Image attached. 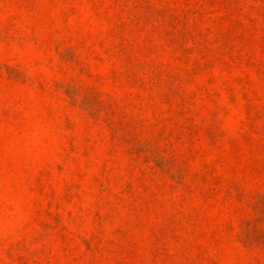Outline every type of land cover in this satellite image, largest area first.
I'll use <instances>...</instances> for the list:
<instances>
[{"label": "rangeland", "instance_id": "374dc122", "mask_svg": "<svg viewBox=\"0 0 264 264\" xmlns=\"http://www.w3.org/2000/svg\"><path fill=\"white\" fill-rule=\"evenodd\" d=\"M0 264H264V0H0Z\"/></svg>", "mask_w": 264, "mask_h": 264}]
</instances>
